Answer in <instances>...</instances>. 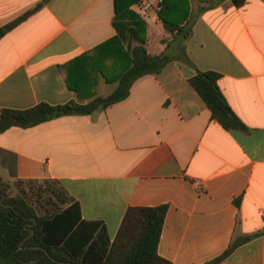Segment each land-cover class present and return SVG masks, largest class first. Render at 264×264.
<instances>
[{
    "label": "crops",
    "instance_id": "obj_1",
    "mask_svg": "<svg viewBox=\"0 0 264 264\" xmlns=\"http://www.w3.org/2000/svg\"><path fill=\"white\" fill-rule=\"evenodd\" d=\"M159 11L144 18L151 55L173 39ZM26 13L0 39V114L86 104L117 88L98 77L94 96L82 99L64 69L117 34L115 0H0V28ZM191 20L183 45L192 64L174 60L139 78L128 98L105 110L0 133L4 183L56 184L72 198L63 210L80 205L67 250L87 264L106 259L129 208L163 205L158 253L171 264L208 263L247 238L222 264H264V234L257 235L264 229V0L241 7L191 0ZM198 71L221 75L218 84L245 130L212 119L189 83ZM33 191L45 215L44 198Z\"/></svg>",
    "mask_w": 264,
    "mask_h": 264
},
{
    "label": "trees",
    "instance_id": "obj_2",
    "mask_svg": "<svg viewBox=\"0 0 264 264\" xmlns=\"http://www.w3.org/2000/svg\"><path fill=\"white\" fill-rule=\"evenodd\" d=\"M140 1L115 0L117 34L64 66L67 84L80 98L94 96L98 77L118 83L110 95L96 97L86 104L72 101L62 105L40 103L26 110L4 109L0 114V133L15 126L29 128L63 116L105 110L128 98L139 78L161 73L174 60L192 64L183 45L192 34L191 0H163L158 16L173 39L158 55L148 52L147 23L133 9ZM232 1L237 7L246 2ZM30 13L1 27L0 39ZM220 77L215 71H198L189 83L211 110L212 119L227 130H245V124L234 113L218 84ZM29 183L34 185L33 181ZM36 196L44 198L48 207L45 215L39 214L33 196L21 193L12 197L8 194V184L0 179V264H87L67 250L66 239L81 221L80 205L73 203L63 210L61 205L72 198L58 186L38 187ZM166 212L165 205L129 208L109 254L100 264H171L158 253ZM259 234H264V229ZM242 242L232 243L223 255L205 264H222Z\"/></svg>",
    "mask_w": 264,
    "mask_h": 264
},
{
    "label": "rangeland",
    "instance_id": "obj_3",
    "mask_svg": "<svg viewBox=\"0 0 264 264\" xmlns=\"http://www.w3.org/2000/svg\"><path fill=\"white\" fill-rule=\"evenodd\" d=\"M160 23V22H159ZM153 39V38H152ZM154 45L152 44V47L150 48V51L152 53L157 52V49L155 47H153ZM158 46H160V44H158ZM108 89L113 90L115 85L113 84H108L107 85ZM46 185L44 184H39V185H31L29 183H23V182H15L13 184H8V194L11 195L12 197H16L21 193H24L25 191L32 197L35 196V192L33 191L38 190V187H44ZM47 186H55V184H48ZM32 190V191H31ZM31 191V192H30Z\"/></svg>",
    "mask_w": 264,
    "mask_h": 264
},
{
    "label": "built area",
    "instance_id": "obj_4",
    "mask_svg": "<svg viewBox=\"0 0 264 264\" xmlns=\"http://www.w3.org/2000/svg\"><path fill=\"white\" fill-rule=\"evenodd\" d=\"M163 0H141L135 5L134 10L143 18L147 17L150 12L161 9Z\"/></svg>",
    "mask_w": 264,
    "mask_h": 264
}]
</instances>
